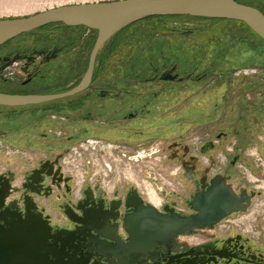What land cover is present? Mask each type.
<instances>
[{"label": "flooded vegetation", "instance_id": "flooded-vegetation-1", "mask_svg": "<svg viewBox=\"0 0 264 264\" xmlns=\"http://www.w3.org/2000/svg\"><path fill=\"white\" fill-rule=\"evenodd\" d=\"M54 25H62L70 35L42 40L19 36L0 46V94H58L80 83L88 69V32L92 30ZM114 37L97 54L91 83L81 93L34 106H0V111H6V117L0 120V150L6 147L7 155L31 154L28 164L24 160L20 166L7 164L0 169V226L9 232L12 223L40 215L51 228L47 244L59 254L60 264H264V224L254 227L250 221L235 219L250 211L261 196L260 187L234 188L229 183L238 196L250 199L239 204L246 210L228 213L218 222L190 233L137 231L136 214L143 209L152 208L159 218L199 214L191 206L194 197L203 194L217 178L229 185L231 176L224 169L214 171L216 161H202L204 145L198 154H192L179 141L161 148L168 129L143 127L150 121L162 122L159 116L182 99L186 90L193 88L196 92L202 84L208 87L212 65L201 71L196 67L183 70L178 60L161 53V61L150 60L148 69L137 68L136 60L130 69H106V50ZM195 55L203 60L211 56ZM110 73L111 84L105 85L100 77ZM131 74L137 77L133 85L132 79H123ZM122 81L125 83L120 86ZM260 82L256 79L254 83ZM209 88L213 89L211 85ZM258 92L259 97L264 96L261 90ZM195 100L200 104V97ZM24 108H29L26 116ZM41 121L47 126L46 132H40ZM149 139L161 141L129 155L117 148L130 168L143 162L152 164L139 170L140 183L125 177V181L109 186L111 182L105 178L116 167L105 160L104 174L99 171L90 175L85 170L80 182L64 172L61 160L78 141L96 148L105 145L102 141L130 144ZM40 153L44 158L33 162V156ZM167 160L176 162V168L164 166ZM81 220L84 228L77 223ZM90 222L93 225L89 226ZM50 258L55 261L52 255Z\"/></svg>", "mask_w": 264, "mask_h": 264}, {"label": "rangeland", "instance_id": "rangeland-1", "mask_svg": "<svg viewBox=\"0 0 264 264\" xmlns=\"http://www.w3.org/2000/svg\"><path fill=\"white\" fill-rule=\"evenodd\" d=\"M109 1L117 0H0V20L28 17L63 5ZM240 3L260 7L264 10L263 0H240ZM91 30L92 32H88L90 39L88 55L97 37V30ZM82 31L86 32L85 30ZM67 34L70 35V30L68 31L62 25H53L44 29L40 28L21 37L33 36L38 40H42ZM108 46L105 57L107 66L105 68L110 70L121 71L130 69L133 67L134 60L137 61V68L143 66L148 69L150 60L154 62L156 60L161 61L159 55L161 53L169 54L175 61L178 60L180 68L183 70H190L191 67H196L197 71H201L212 65L210 68L213 71H209L213 76L209 79L208 84L213 89L202 84L200 90H196V92L193 88L186 90L182 99L178 102H173L167 112L159 116L162 122L156 121L157 123H154L150 121V124L143 126L147 128L158 126L157 129H168L166 138L162 140L161 148H166L172 142L179 141L187 145L192 154H198L199 147L204 145L206 155L201 156L202 161L208 159L216 161L214 169H217L223 163L228 166L229 160L234 155L228 154V140L221 142L216 138V134L221 131L226 134L231 133L234 129L241 131L243 129H253L254 125L248 123L247 120L245 124H242L243 126L241 125L239 118L244 116L242 108L251 109L250 114H247L251 118L256 116L254 113L257 110L258 118L264 124V106L262 105L264 96L259 97L258 95V90H261L264 95V42L241 22L186 16L178 18H147L132 24L120 32L119 35L110 41ZM196 53H206V57H209V54L211 56L204 60L202 56H198L196 59ZM192 55L194 58L191 57ZM215 57H220L219 59L222 60L213 59ZM217 62L220 65H217ZM144 73H146L145 70ZM100 78L104 79V84L107 85L108 83L111 84L113 75L112 73L107 76L104 74ZM127 78L132 79L130 84L133 85L137 77L132 75V77L126 76L123 79ZM256 79L261 80L258 85L254 83ZM124 83L122 81L120 86ZM180 86L182 87L183 84ZM180 86L179 88H181ZM203 93L204 95H201ZM197 96L200 97V104L195 100ZM259 108H262V111H259ZM28 110L29 108H24V116L27 115ZM228 116L235 119L232 128L228 127ZM3 117H6V111L2 110L0 111V120ZM164 118H167V120H164ZM25 122L28 123L27 120ZM41 124L40 132H46L47 126L45 125L44 127L42 121ZM159 141L161 140L149 139L130 144H124L122 140L102 141L105 145H98L96 148L85 144L86 141L84 142V140L78 141L72 146L70 145L69 152L65 154L61 162L64 172L72 175L77 182L82 180V174L85 170H88L90 175H95L99 171L104 174V171L106 172L105 163L116 167L114 173L105 178L111 182L109 186L112 187L118 180L125 181V177L139 182V170L143 169L144 165L152 166V164L143 162L137 164V168H130L128 162L117 151V148L120 147L127 154H132L140 147L154 145ZM208 142H213L216 146L215 149L211 150L208 147L209 145H207ZM106 144L114 147L109 148ZM6 149L4 147V149L0 150L1 170L7 168V164L20 166L24 160H26V164L29 163L27 162V156L31 154L17 155L9 153L7 155ZM253 153L256 154L255 151ZM44 156L45 154L42 153L34 155L33 162H36L38 158H44ZM256 157L258 159L260 156L254 155V162ZM259 159H261V164L258 165L260 167H255L257 160L255 164L250 161L251 165L248 166L249 174L243 175L238 169V176L233 181L236 187L243 186L251 190H256L257 187H260L261 196L255 199L250 211L244 215L235 216V219L241 220L240 222L250 221L249 223L254 225V227L257 224H264V184L258 181H264L262 177L264 176V156ZM103 160H105V163ZM166 165L172 167V169L176 168V162L171 160H167V164L164 166ZM239 166L240 164L237 167L240 168ZM261 177L262 179H260ZM252 214L253 216H251Z\"/></svg>", "mask_w": 264, "mask_h": 264}, {"label": "water", "instance_id": "water-1", "mask_svg": "<svg viewBox=\"0 0 264 264\" xmlns=\"http://www.w3.org/2000/svg\"><path fill=\"white\" fill-rule=\"evenodd\" d=\"M153 16H189L222 19L245 24L264 42V15L256 8L238 0H117L109 2L63 5L34 15L0 20V46L24 34L52 24L96 29L97 37L90 52L88 69L80 83L70 91L58 94L10 96L0 94V106L26 107L74 96L91 83L95 60L100 49L127 26ZM250 202L243 194L238 196L224 180L217 178L203 193L191 201L199 214L190 217L159 218L152 208L137 213V231L150 229L157 233H190L199 227L214 224L228 213L245 211L239 204ZM147 211L146 215H142ZM84 218V216H83ZM130 221V220H129ZM84 228L85 223L77 222ZM93 222L89 223V226ZM51 228L40 215H29L19 224L12 223L10 231L0 226V264H60L62 260L50 248ZM50 234V236H49ZM52 255L53 260L50 258Z\"/></svg>", "mask_w": 264, "mask_h": 264}, {"label": "crops", "instance_id": "crops-1", "mask_svg": "<svg viewBox=\"0 0 264 264\" xmlns=\"http://www.w3.org/2000/svg\"><path fill=\"white\" fill-rule=\"evenodd\" d=\"M239 92L237 93L239 94ZM248 109L250 108H245V107L242 108V114L244 116L243 117L240 116L239 120L241 121L240 122L241 125L245 124V121L247 120L248 123L254 125L252 127L253 129H243L242 131L234 129L231 133H227L228 135L223 131L216 134V138L219 139L221 142H226L228 140V154L229 155L233 154L234 156L233 158L231 157L232 158L231 160H229L230 162L228 163V166L225 163H223L220 168H217L214 171H218L219 169H224L228 173V176H231V181H230V177L228 178V184L232 183L234 188H238L234 185V182H233L234 178L235 177L237 178L238 176V169L240 170L239 172L242 173L243 175H248L250 171L248 166L251 165L250 161H252L254 164L256 162V160L254 162V155L256 156L259 155L260 157L264 156V124H263V121H261L258 118L259 116L257 114V110L254 113L256 114L255 117L251 118L250 115H247V114H250L251 112V109L250 110ZM216 122H219V121H216ZM234 123H235V119H233V117L231 116L229 118L228 116V127L232 128V125ZM211 143H210L211 147L209 148L213 150L215 149L216 146L214 145L213 142ZM253 151H255L256 154L253 153ZM238 164H240L239 166L240 168L237 167ZM258 165L259 163L257 162L255 164V167L256 168L260 167ZM262 177L264 178V176ZM262 177L260 179H262Z\"/></svg>", "mask_w": 264, "mask_h": 264}, {"label": "trees", "instance_id": "trees-1", "mask_svg": "<svg viewBox=\"0 0 264 264\" xmlns=\"http://www.w3.org/2000/svg\"><path fill=\"white\" fill-rule=\"evenodd\" d=\"M264 1V0H263ZM238 2L240 3V0H238ZM242 4V3H241ZM245 5V4H244ZM247 6H250V5H247ZM251 7H254V6H251ZM254 8H256V9H258L263 15H264V10L263 9H261L260 7H254ZM178 18V17H182V16H153V17H147V18ZM183 17H185V16H183ZM186 17H189V16H186ZM147 18H144V19H147ZM141 21V20H140ZM137 23V22H136ZM134 24V23H133ZM243 24V23H242ZM54 24H52V25H48V26H45V27H43V29L44 28H47V27H50V26H53ZM132 25V24H131ZM131 25H129V26H131ZM245 25V24H244ZM129 26H127V27H129ZM246 26V25H245ZM80 27H82V26H80ZM126 27V28H127ZM126 28H124L123 30H125ZM248 28V27H247ZM249 29V28H248ZM123 30H121V32L123 31ZM120 33V32H119ZM119 33H117L116 35H115V37L117 36V35H119ZM114 37V38H115ZM258 37V36H257ZM259 38V37H258ZM260 39V38H259Z\"/></svg>", "mask_w": 264, "mask_h": 264}, {"label": "built area", "instance_id": "built-area-1", "mask_svg": "<svg viewBox=\"0 0 264 264\" xmlns=\"http://www.w3.org/2000/svg\"><path fill=\"white\" fill-rule=\"evenodd\" d=\"M256 160H257V157H256ZM261 160H259V161H257L258 163H259V165L261 164V162H260Z\"/></svg>", "mask_w": 264, "mask_h": 264}, {"label": "bare ground", "instance_id": "bare-ground-1", "mask_svg": "<svg viewBox=\"0 0 264 264\" xmlns=\"http://www.w3.org/2000/svg\"><path fill=\"white\" fill-rule=\"evenodd\" d=\"M89 141H90V140H89ZM259 158H260V157H259ZM259 158L257 159V161L261 160V159H259Z\"/></svg>", "mask_w": 264, "mask_h": 264}]
</instances>
